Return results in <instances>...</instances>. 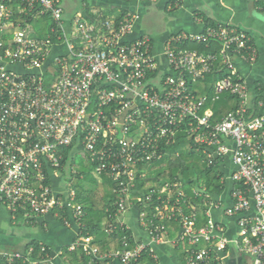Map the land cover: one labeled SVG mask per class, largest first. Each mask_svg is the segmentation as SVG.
Here are the masks:
<instances>
[{"label":"built area","instance_id":"obj_1","mask_svg":"<svg viewBox=\"0 0 264 264\" xmlns=\"http://www.w3.org/2000/svg\"><path fill=\"white\" fill-rule=\"evenodd\" d=\"M64 15L61 0L0 1V215L7 211L30 227L48 214L67 227L74 222L80 229L68 251L82 250L88 264H142L145 254L155 261L153 245L176 223L181 233L173 243L185 246L187 264H221L233 243L214 220L212 211L222 210L236 219L239 250L264 264V114L251 112L249 86L237 69V61H257L249 34L207 26L173 35L158 52L149 37L130 38L137 13L95 21L77 14L70 31ZM38 17L53 21L43 39L26 30ZM228 97L236 107L223 113L216 105ZM66 148L71 158L85 152L95 173L112 181L104 234L111 242L119 235L117 248L103 251L85 232L87 211L70 183L61 191L53 186L68 171ZM182 152L215 168L219 185L233 183L232 207L222 208L221 193L202 179L175 176L156 185L151 173ZM70 170L78 174L75 165ZM130 218L149 243L136 242ZM39 248L38 257L33 247L26 254L0 249V264L49 263Z\"/></svg>","mask_w":264,"mask_h":264},{"label":"crops","instance_id":"obj_2","mask_svg":"<svg viewBox=\"0 0 264 264\" xmlns=\"http://www.w3.org/2000/svg\"><path fill=\"white\" fill-rule=\"evenodd\" d=\"M71 5L74 6V10L76 11L71 14L68 11L69 8H65L62 5L65 11L64 21L68 31H70L72 20L77 14H82L90 21H95L99 19H113L126 11L137 13L139 20L135 23L134 33L130 38L149 37L158 52L162 51L170 37L180 32L200 33L207 26L215 25H229L247 32L256 48L257 61L254 65L237 61V69L249 86L248 104L251 112L255 115L264 114V0H183L179 6L175 5L173 0H159L157 2L146 0H70ZM10 6L16 9L18 5L12 2ZM151 12L159 14L158 17L154 19L150 15ZM161 13L168 14L169 20L165 21L160 17ZM33 24L37 26L38 32L32 36L27 27L29 28ZM52 25L53 21L50 17H38L27 22L26 30L30 37L43 39L50 34ZM187 47L197 46L188 45ZM60 51L65 53L66 49L63 47ZM226 102L221 104V110L225 109V105L236 104L235 100L231 104L230 102L226 104ZM71 161L75 165L74 158L72 160L71 157L67 164ZM85 167L90 169L89 165H85ZM233 169L232 162H228L226 168L223 169L224 174L228 176V173L230 174ZM82 170V168L78 169L77 175L70 177L68 174L66 178V181L72 184L74 188L73 179L85 178V172H82ZM62 179L63 177L60 180L58 178L54 180L53 186L56 191L62 190L60 183ZM93 182H95L93 188L86 185L85 189L94 190V193H96V190L99 191L98 189L100 188L111 190V192L113 190V186L104 184L102 179ZM233 188V183L230 180H226V184L223 185V189L221 190V205L224 209L233 206L231 196ZM213 196L215 200L218 199V195L214 194ZM198 213L201 215L199 224H202L205 222L203 212L198 210ZM212 213L214 220L225 228L228 238L233 241L227 250L221 253V264H254L255 256L242 253L237 243L234 242L238 239L239 233L236 219L225 216L222 210H213ZM21 218L17 217V220H14L7 211L1 213L0 249L6 253L19 252L26 254L30 248H34L35 243L40 247L44 246L46 254L50 255L49 263L47 261L45 264H67L63 261L62 254H65L68 251V247L77 240L80 227L74 222L71 227H67L59 218L49 214L41 218L36 226L28 227L25 225L27 229H22L19 224L21 223ZM129 224L133 228L136 242L149 243L150 240L146 232L141 231L137 227L136 218H130ZM14 227H18V230L16 229L19 231L18 233L13 232L16 231L13 230ZM85 232L87 233L86 230ZM180 233V225L176 223L168 224V234L165 236V239L153 245L157 256L154 264H187L185 246H176L173 243L180 236ZM110 242L108 247L104 248L102 246L104 242L100 243L96 238V244L103 251L116 247V244H113L115 242ZM44 254L41 256L45 257ZM142 264L147 263L143 260Z\"/></svg>","mask_w":264,"mask_h":264},{"label":"trees","instance_id":"obj_3","mask_svg":"<svg viewBox=\"0 0 264 264\" xmlns=\"http://www.w3.org/2000/svg\"><path fill=\"white\" fill-rule=\"evenodd\" d=\"M48 19V18H47ZM202 50H206L204 48V46H202V48H200ZM207 51V50H206ZM215 51H218L217 48H215ZM235 100L232 97H228L226 99V101L231 102ZM226 101H224L223 99L220 100L219 104L221 106V104H224ZM228 102H226V104H228ZM236 105V104H235ZM234 104L231 105H225V109L221 110V112H226L232 109V107L235 106ZM236 107V106H235ZM179 150V149H178ZM71 151L72 148H66L64 150V163H67L68 160L70 159V155H71ZM192 160V165H195V169L197 170V172L200 173V178L204 179V182L206 183V185L209 188V191L211 192H219L221 193V190L223 189V185H219V181H218V174L219 172L215 169V168H207L205 166H199L198 165V157L196 156V154H190L189 156H187L184 152H182L181 157L180 158H176L174 160H170V159H166L164 162L166 163V167L168 168V171H157L155 170V180H156V185L157 186H161L165 181L172 179L175 176H180V177H184L190 168H188L189 164L188 159ZM174 166V168L176 167V170L173 171V169H171V166ZM87 167H84V169L87 171V173L91 174V169H86ZM83 172V171H82ZM222 174V172H221ZM199 177L198 179H194L192 182H198L199 180H201ZM93 179V177H92ZM102 180L104 181V184H107L109 186H113L112 181L109 179V177L103 175L102 176ZM77 193H78V201L82 204L85 205L86 211L88 213L87 215V219L85 220L86 223V231L87 234L89 235H93L97 238V241L99 240L100 243H103L102 246L108 247V244L110 242V240H108V238L106 237V235L104 234V229L107 225L108 222V215L111 212H107V210L113 211L112 208V204L114 202V197L112 195L111 190H107V189H98L99 191H103L102 192V196L101 199L99 201H95V193L94 190H87L85 189L84 186H75ZM111 195V196H110ZM109 196V197H108ZM107 197V198H106ZM100 206H102L101 208H99ZM118 236H116V239L114 240L116 244V248L119 246V243L117 241ZM104 238V239H103ZM104 240V241H102ZM112 243V242H110ZM34 248H35V252L33 254V257H38L39 255V246L37 244L34 243ZM114 249V248H113ZM107 250H111V249H107ZM67 253H69V257L67 256L66 258L64 256H62V259L65 263L67 264H88V259L87 257L84 255V253L82 252V250H77L75 252H69L67 251ZM143 260L145 261V263L147 264H154V260L151 259L148 254H145L143 257Z\"/></svg>","mask_w":264,"mask_h":264},{"label":"rangeland","instance_id":"obj_4","mask_svg":"<svg viewBox=\"0 0 264 264\" xmlns=\"http://www.w3.org/2000/svg\"><path fill=\"white\" fill-rule=\"evenodd\" d=\"M61 2H62V5L63 6H65V8H69L68 9V11L70 12V14L71 13H74V12H76L75 10H74V6L73 5H71L70 6V0H61ZM75 9H76V7H75ZM67 14H69L68 12H67ZM154 19H156L157 17H158V15L159 14H157L156 12H151V14H150ZM149 17V16H148ZM160 17H162L165 21H168L169 20V15L168 14H165V13H161L160 14ZM149 19H150V17H149ZM37 21V20H36ZM36 24V23H35ZM35 24H33L32 26H30L29 28L27 27V30L32 34V36L33 35H35L37 32H38V28H37V26H35ZM217 107H219V103H218V105H216ZM220 108V107H219ZM187 156H189V154H186ZM188 159V164H189V166H188V168H190L189 170H191V173H190V171H188V173L183 177L186 181H189V180H196V179H198V177L200 178V173L199 172H197V170L195 169V165H192V160H190L189 158H187ZM72 160H73V158H72ZM74 161H75V166H76V168L77 169H83L82 171L83 172H85L84 173V179H73L72 180V183H74V185L75 186H88V187H92L93 188V185L95 184V182H93V181H95V180H101L102 179V176H99L97 173H95V171L92 169V167L88 164V162H89V159H88V155L85 153V152H80V153H78V155H76V157H74ZM194 163V162H193ZM85 165H89L90 166V169H91V174H89V173H87V171L84 169V167H85ZM71 166H73V162L71 161L69 164H67V167H68V171L66 170V173H65V175L63 176V179L61 180V189H65L64 187L66 186V184H69V182L68 181H66V178H67V176H68V174L70 175V177H73V174H71V170H70V168H71ZM157 167V166H156ZM158 168H160V169H162V170H165V171H168V168L166 167V166H162V167H158ZM174 168V166L172 165L171 166V169H173ZM174 170H176V167L173 169V171ZM157 171H159L160 172V170L159 169H156V172ZM155 170L151 173V176L154 178L155 177ZM92 177L94 178V179H92ZM202 178V177H201ZM200 178V179H201ZM71 180V179H70ZM203 181H204V179H202ZM151 184H153V182L151 183ZM72 185V184H71ZM102 190V189H101ZM143 191H145V192H148V189L147 188H145V187H143ZM95 196H96V198H95V201H99L100 199H101V196H102V191H97L96 190V193H95ZM4 212H6V211H3V213ZM49 215V214H48ZM53 215V214H52ZM87 215H88V213H87ZM43 218V217H42ZM40 220V219H39ZM38 220V221H39ZM21 223H19L20 225H21V228L22 229H24V228H26V226H28V227H30L29 225H27V222H26V220L24 219H22L21 218ZM26 225V226H25ZM18 230V227H14L13 228V230ZM27 229V228H26ZM13 231V232H15V233H18L19 231ZM69 253H65V254H62V256H64L65 258L68 256L69 257V255H68Z\"/></svg>","mask_w":264,"mask_h":264}]
</instances>
